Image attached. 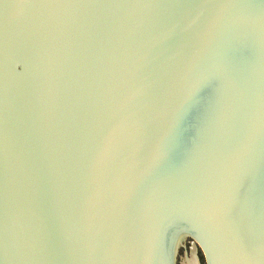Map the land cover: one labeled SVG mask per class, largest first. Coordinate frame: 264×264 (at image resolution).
Wrapping results in <instances>:
<instances>
[{"label": "water", "instance_id": "water-1", "mask_svg": "<svg viewBox=\"0 0 264 264\" xmlns=\"http://www.w3.org/2000/svg\"><path fill=\"white\" fill-rule=\"evenodd\" d=\"M187 238L264 264V0H0V264Z\"/></svg>", "mask_w": 264, "mask_h": 264}, {"label": "rangeland", "instance_id": "rangeland-1", "mask_svg": "<svg viewBox=\"0 0 264 264\" xmlns=\"http://www.w3.org/2000/svg\"><path fill=\"white\" fill-rule=\"evenodd\" d=\"M193 244L194 242L191 238H187L183 242V245L180 247L179 252H178V263L177 264H183V260L185 259V257L191 254L192 246L194 247L193 249H195V246ZM196 254L199 257L201 264H206L204 254L199 247L197 248Z\"/></svg>", "mask_w": 264, "mask_h": 264}, {"label": "bare ground", "instance_id": "bare-ground-1", "mask_svg": "<svg viewBox=\"0 0 264 264\" xmlns=\"http://www.w3.org/2000/svg\"><path fill=\"white\" fill-rule=\"evenodd\" d=\"M195 246V249H193L194 247L192 246L191 248V254L187 255L185 257V259L183 260V264H197V244H193Z\"/></svg>", "mask_w": 264, "mask_h": 264}, {"label": "snow or ice", "instance_id": "snow-or-ice-1", "mask_svg": "<svg viewBox=\"0 0 264 264\" xmlns=\"http://www.w3.org/2000/svg\"><path fill=\"white\" fill-rule=\"evenodd\" d=\"M241 245H242V248H241V250L242 251H246L247 249H246V246H243V242L241 241Z\"/></svg>", "mask_w": 264, "mask_h": 264}]
</instances>
